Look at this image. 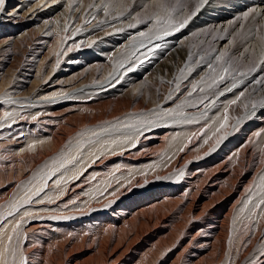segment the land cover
Masks as SVG:
<instances>
[{
  "label": "bare ground",
  "instance_id": "obj_1",
  "mask_svg": "<svg viewBox=\"0 0 264 264\" xmlns=\"http://www.w3.org/2000/svg\"><path fill=\"white\" fill-rule=\"evenodd\" d=\"M56 1L22 0L0 16V161L24 169L14 181L0 176V261L264 264V207L254 209L264 191V109L258 103L264 96L252 98L264 87L249 72L205 92L210 69L204 62L190 66L180 40L190 25L226 27L225 17L233 15L262 24L264 31V0H207L180 31L131 44L136 35L129 31L114 25L100 31L105 22L99 25L98 19H107L102 10L88 13L71 0L45 9ZM23 8L25 15L15 13ZM42 15L49 17L35 27ZM83 19L87 25L80 29ZM77 31L84 38L68 42ZM123 52L118 65L99 67ZM164 67L171 70L166 77L173 93L184 96L168 97L169 86L159 81ZM70 69L81 74L67 83L60 74ZM193 83L204 88L200 99L193 98L199 91L188 94ZM232 84L237 86L227 91ZM241 91L243 103L229 106ZM188 95L196 100L187 103ZM122 97L125 103L113 110H94ZM225 114L228 124L221 129ZM81 128L69 146L73 152L49 168ZM149 131L155 133H143ZM37 167L42 174L36 177ZM240 201L250 207L243 223L236 222Z\"/></svg>",
  "mask_w": 264,
  "mask_h": 264
},
{
  "label": "rangeland",
  "instance_id": "obj_2",
  "mask_svg": "<svg viewBox=\"0 0 264 264\" xmlns=\"http://www.w3.org/2000/svg\"><path fill=\"white\" fill-rule=\"evenodd\" d=\"M9 1H10V3L8 5L5 4L3 7V12L5 14L4 13L2 14V12H0V16L3 18L6 17V15H8L9 13H11V11L18 8L20 6L19 4L22 2V0H9ZM60 1L63 2V0H57L53 4L46 5L45 9L48 7H52V5H55V3H58ZM71 1L72 2H79L81 4L83 3L82 4L83 6H86L87 9L89 8L88 13H93V14H94L95 9L96 10L100 9L98 11H101L102 5H104V4L110 5L109 14L106 15L107 19H105L102 16H101L102 17L101 19L100 18L98 19L99 22L102 20L100 23L98 22L99 25H102L105 22V24H103L101 26V29L102 28L103 29L100 31H104V30L112 28L114 26L119 27V29L120 28L123 29V31H129L130 33L136 35V36L130 38V44H131V41H132V43L144 42V41H148L146 39H150L151 37L152 38L155 37V35L158 36V35L162 34V33H159L157 31H154L152 29V24L150 22L147 24H139L134 28L128 27V25L130 23L135 22L133 17L146 19L148 16L152 15L155 11H157V9L154 7L155 0H124V3L127 5L128 9H130V14L125 15L123 17H120L118 15V10H119L118 6L120 3V0H71ZM169 3H171L173 6H177V4L183 6L184 10H183L182 14H178L176 17L177 20H180L184 17L191 16V14L195 12V9H197L199 4L201 3V0H169ZM93 4L96 5L95 8L89 7L90 5H93ZM140 5H145V7L141 8ZM90 8L93 10V12H90V11H92ZM42 9H40V10H42ZM40 10H38L37 12H39ZM25 11H26V8H23L21 10H16L15 13L17 15L22 16V15H25ZM48 17L49 16H43L42 15V17H41L42 19L35 21V23L33 25L35 27L42 25V22L44 20H47ZM192 17H193V15L191 16V19H192ZM108 18L111 21H109ZM107 21L109 23H107ZM225 21L229 23L226 25V27L223 26L224 22L219 26L216 23L207 22L208 24L206 23L203 25V24H199L201 22H197L193 25H190L186 29L185 33L183 34V38L180 37L181 38L180 40L182 41L181 43L185 47L186 56L187 57L190 56L192 61H193L189 65L191 66V65H193L195 63H199V62H202V63L204 62V64H206V65L211 63L213 65V67H215L217 69V72H219V70H220L219 65L226 62L227 64H230L232 66V69H233L232 74L230 76H232L233 78H236V77L240 76L239 75L240 72H248V69L253 67V65L255 64L257 67V70L253 71V72H255L254 75L259 78L258 80L263 81L264 80V65H261L259 62L261 52L264 48L263 25L259 24V25L255 26L252 23H250L251 21L248 20L247 18H242V17L239 18V16H236V15L225 17ZM230 21H231V23H230ZM83 24L84 25L81 26L80 29H84L83 28L84 26L86 27L87 24H86L85 20H84ZM112 25H114V26H112ZM141 33H144V35H141ZM79 34L81 36L76 38V36ZM251 36H253V37H251ZM69 38H71V39H69ZM83 38L84 37H82V34L80 33V31H77L74 34L67 37V39H69L68 42H70V43H78V41H80V39H83ZM252 42H253V44H252ZM75 45H77V44H75ZM75 45H74V47H75ZM259 52H260V54H259ZM219 53H225V56H224L223 61L218 62V61H216L215 57ZM126 55H127V53L123 52L117 59H115L113 61L100 62L99 67H101V68H107L110 66L114 67V65H118V63L121 60L122 61H123V59L125 60ZM253 56L254 57L256 56V60H255V58H253ZM252 59H254L255 61ZM250 60H252L251 64H249ZM16 65H17V63L15 62V66ZM67 66L68 65L64 64L63 67H67ZM164 69H165V73H162V74H164V77L159 78V81L161 83H164L165 85L169 86V88H167L168 91L170 92L168 94V97H170V98L173 97L175 99H178V98L184 96L183 92L182 93L176 92L175 94L173 93V92H175V90L173 89V87H171L167 83L168 78L166 77L167 75L172 76L171 70L169 68H165V67H164ZM169 70H170V72H169ZM209 73L210 74H208V76H206V80H207V81L205 80L206 84H211L210 82H212V81L210 79V76L215 75L214 73H211V71H209ZM80 74H81V70L71 71V69H70L69 71L63 72L60 75H61L62 79L68 80L67 81V83H68L74 79L79 78ZM198 74H200V72ZM151 75L155 76L156 74L151 73ZM233 78L227 77L226 79L231 80ZM173 82H175V81H172L171 83H173ZM219 84L215 85L211 88H208L210 90L205 91V92L213 93L214 91L218 90L221 87V84L220 85ZM262 86L264 87V83L259 84L260 88ZM214 88L216 90H213ZM147 89H148V87H147ZM205 92H196V96H193V98L199 97L197 99H200V97H202V95H204ZM263 92H264V90L263 91L260 90L259 92L257 90V92L255 93L256 95L252 96L254 102H258L260 100V98H263V96H264ZM131 93H132V90L130 89L127 93H123V94L127 95V94H131ZM178 94H180V95H178ZM190 98L191 97H189V95L186 96V99H187L186 102L187 103H192V102H194V100H196V99H194V100L192 99L193 100L192 101ZM124 103H125V97H122V98H118L117 100H113L104 106L97 107L94 110L97 113L99 111H104V110H111V109L113 110L114 106H115L114 108H116V105L124 104ZM179 104H180V102H179ZM88 106H89V104H88ZM75 107L78 110L76 108H74V109L79 111V108L77 106H75ZM72 116L79 118V119L85 117L84 113H75ZM83 129L84 128H81L74 135H70L68 140L63 143V146H61L60 151H59L60 154L59 153L56 154L55 157H53L54 159H52L51 161H49L47 163L49 168H51L57 162L64 160V158L67 156V154H71L73 152L72 148L69 149V146L72 143H77V140L82 135ZM143 133H145L147 135L148 134L151 135V134H154L155 132L149 131V132H143ZM126 153H128V152H126ZM8 156H10V154ZM8 156L6 155L7 159L9 158ZM118 160H121L122 163L125 162L124 157H122L121 159H118ZM0 162L3 164V165L0 164V176L2 174H5V176L9 175L8 177L6 176L7 180L11 179L12 181H14L15 179H17L20 176L19 174H21V172L24 170L23 168H22L23 170L21 169V166H19V164L7 163L6 161H0ZM8 164H10V165H8ZM50 165H51V167H50ZM40 169H41V167L35 168V170H36L35 172L37 173L36 177L39 176L40 173L42 172V169H41V171H40ZM11 170H13V172H12L13 174L11 173ZM18 172H19V174H18ZM30 182H32V179H28L25 181V183H30ZM249 209H250V207L248 208V205L244 201H240L238 203L237 207L235 208V212L240 213V215H238L239 216L237 219L238 221H236V222L248 220V217L246 215H248L250 213ZM241 223H243V222H241Z\"/></svg>",
  "mask_w": 264,
  "mask_h": 264
},
{
  "label": "snow or ice",
  "instance_id": "obj_3",
  "mask_svg": "<svg viewBox=\"0 0 264 264\" xmlns=\"http://www.w3.org/2000/svg\"><path fill=\"white\" fill-rule=\"evenodd\" d=\"M5 0H0V8L3 7ZM207 0H201V4L206 3ZM89 7H96L95 4L90 5ZM109 7L110 5L108 4H104L102 5V11L104 12L105 15L109 14ZM141 8H144L145 5H140ZM154 7L157 9V11H155L152 15L148 16L146 19L145 18H136L133 17L134 19V23H130L128 25L129 28H134L139 24H147V23H151L152 24V29L154 31H157L159 33H162L164 36H168L171 34L172 30L175 31H180L182 28L185 27V25L188 23V21L191 19V16H187L184 17L180 20H177L176 17L178 14H182L183 12V6L177 4V6H173L171 3H169V0H155V4ZM118 15L120 17H123L125 15H129L130 14V9H128L127 5L124 3V0H120L119 6H118ZM199 10V9H197ZM192 15H195V13H192ZM249 15V13H244V16L247 17ZM118 31H123V29H118ZM141 35H144V33H141ZM157 47H159V45H157ZM224 56L225 53H219L215 59L216 61H223L224 60ZM188 59H191V57L189 56ZM202 59V58H201ZM260 64L264 65V58H262L260 60ZM207 68L210 69L211 73H214V76H210L211 79V84L208 85L209 88L218 85L219 83L223 82L227 77H229L232 74V66L230 64L222 63L219 65V72H217V69L215 67H213V65L210 63L208 65H206ZM257 67L254 64L253 67L248 69V72H253L256 71ZM181 72H183V69H181ZM248 72H240L239 75L241 77L245 76L248 74ZM203 78L201 79L200 83H203ZM243 82V81H241ZM257 84H261L264 83V81L262 80H256L255 81ZM179 85H177L178 87ZM237 85L236 84H232L231 87L227 88V91L231 92L233 88H235ZM204 92V88L200 87L198 83H193L191 85V91L188 93L190 96L192 95L193 92ZM220 96L224 95V92L221 91L219 93ZM245 97V94L243 91H241L239 93V95L236 96L235 99H232L229 101V106L231 105H236L238 102L239 103H243V98ZM200 104H204V100L201 99L199 101ZM259 106L264 109V100H261L258 102ZM245 109L248 108V104H244L243 105ZM193 107H196V105H193ZM205 107H207V105H205ZM257 107V103H252V109L254 110ZM228 111V107H225V113H227ZM251 114V113H249ZM11 117V113H6L5 114V118H10ZM32 119H36L35 116L32 117ZM15 122V121H14ZM191 122H196L198 123V121H189ZM228 124V117L227 114H225L224 116V121L223 123L220 125V128H225ZM195 135V134H193ZM206 142V141H205ZM35 145H30V147H34ZM61 167H63V164H61ZM51 175H55V172H52ZM261 181H262V186H264V177H261ZM47 184L45 183L44 187H46ZM39 191H36V195H39ZM29 203H31V201H28ZM252 202V197L250 196L248 198V203ZM264 207V191H262L261 193V198L258 200V203H256L254 205V209H260ZM243 210V209H242ZM19 211V209H17V212ZM253 215H258L257 211H253L252 213ZM9 216H12L13 213L9 212L8 214ZM0 227H2V224H0ZM16 227H19V223H17ZM13 231L15 232V229H13ZM250 236H249V241H250ZM8 243L11 244L12 241V237L9 236L8 238ZM2 255V254H0ZM261 258L264 259V253L261 254ZM0 264H6V261H0ZM22 264H27L26 259L24 261H22ZM252 264H256L255 261L252 262Z\"/></svg>",
  "mask_w": 264,
  "mask_h": 264
}]
</instances>
